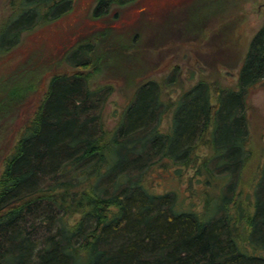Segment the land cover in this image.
<instances>
[{"label":"trees","instance_id":"trees-1","mask_svg":"<svg viewBox=\"0 0 264 264\" xmlns=\"http://www.w3.org/2000/svg\"><path fill=\"white\" fill-rule=\"evenodd\" d=\"M131 1L95 0L91 16ZM73 4L8 0L0 54ZM103 37L63 52L73 70L49 75L3 155L0 264H264V153L253 164L247 101L264 82V19L234 87L198 79L172 98L175 65L163 80H137L112 125V86L86 70L97 69ZM9 79L1 121L36 90L35 79ZM158 177L184 189L159 188Z\"/></svg>","mask_w":264,"mask_h":264},{"label":"rangeland","instance_id":"rangeland-1","mask_svg":"<svg viewBox=\"0 0 264 264\" xmlns=\"http://www.w3.org/2000/svg\"><path fill=\"white\" fill-rule=\"evenodd\" d=\"M94 1L74 0L69 12L25 33L16 47L0 54V78L36 80L25 107L0 119V166L49 75L73 70L62 55L79 39L104 32L97 69L86 70L93 85L112 86L105 107L106 122L112 125L137 80H163L175 65L179 80L169 85L172 98L198 79L213 87H234L247 43L264 19V0H133L92 17ZM7 10L8 0H0V19ZM247 101L249 148L255 164L264 153V82L251 88ZM158 179L159 188L184 189L174 180Z\"/></svg>","mask_w":264,"mask_h":264}]
</instances>
